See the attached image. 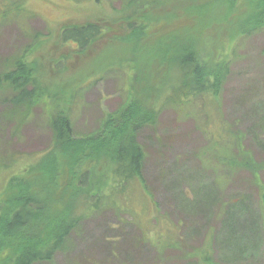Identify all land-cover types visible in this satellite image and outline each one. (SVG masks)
I'll return each instance as SVG.
<instances>
[{
  "label": "rangeland",
  "instance_id": "rangeland-1",
  "mask_svg": "<svg viewBox=\"0 0 264 264\" xmlns=\"http://www.w3.org/2000/svg\"><path fill=\"white\" fill-rule=\"evenodd\" d=\"M0 1L2 12L20 8L32 14L0 21L1 59L17 58L29 47L28 55L52 92L70 91L78 83L93 80L71 113L77 139L101 138L102 143V123L119 120L127 109H154L177 80V49L165 48V41L184 23L179 25L172 11L163 16L155 10L172 0H138L136 13L127 19L129 0H26L25 5L24 0ZM91 22L101 23L105 33L86 52L62 42L65 27ZM130 23L142 28L143 37H148L141 47L134 46V51L124 42L133 32ZM233 31L211 27L202 35V46H211L215 60H232L210 121L199 108L164 106L156 124L143 127L137 134L145 154L143 185L138 183L119 209L108 204L82 217L66 247L51 263L42 264H196L195 250L208 244L212 246L213 264H264V171L259 174L260 184L254 183L245 169L228 176L215 166L205 132L206 124L214 128L213 122H221L233 138L241 139L254 161L264 163V28L236 46ZM36 32L44 40L31 45ZM154 43L162 45L164 51L151 46ZM116 67L120 69L114 70ZM52 106L50 102L48 110L53 111ZM5 110L0 96V129H5L0 132V151L7 148L10 153L29 157L51 147L52 133L42 106L33 110L19 135L14 134L11 124H3ZM105 141L103 150L108 152ZM94 153L88 151L89 158L85 154L83 159H88L85 165L93 170L91 175L99 177L107 170V153L90 158ZM184 196L200 208L185 204ZM65 197L63 191L60 198ZM77 197L60 202L59 208L67 206L72 215H80L82 197ZM234 214L236 236L227 244L225 224ZM250 220L256 232L242 228ZM163 222H168L175 233L176 241L169 249H159L144 237L146 231Z\"/></svg>",
  "mask_w": 264,
  "mask_h": 264
},
{
  "label": "trees",
  "instance_id": "trees-1",
  "mask_svg": "<svg viewBox=\"0 0 264 264\" xmlns=\"http://www.w3.org/2000/svg\"><path fill=\"white\" fill-rule=\"evenodd\" d=\"M137 1L129 0L124 18L136 13ZM164 3L155 10H160L163 16L172 11L179 19L178 24L184 23V27L179 26L165 41V48L177 49L174 65L177 80L164 92L154 109H127L119 120L102 123L99 128L100 132L104 131L102 143H99L101 138L96 141L89 137L77 139L72 127L71 113L78 108L83 93L93 80L78 83L70 91L52 92L49 82L40 77L28 55L29 47L17 58H0V96L6 104L3 124H11L14 134L19 135L33 110L42 106L52 133L51 147L39 155L26 157L20 152L10 153L7 148L0 151V264L51 263L55 254L66 247L70 234L79 228L82 217H88L108 204L119 209L129 192L138 183L143 185L145 154L137 139L140 129L155 125L166 105L202 109L208 121L213 109L217 108L232 60H215V53H210L211 46H202V35L207 28L233 29L235 46L247 35L264 28V0H172ZM28 15L32 14L20 8L0 10V21L20 20ZM129 27L133 32L124 42L130 43L134 51L148 37L144 38L142 28L134 23ZM104 33L101 23L91 22L65 27L61 40L86 52L102 39ZM43 40L42 34L36 32L32 35L31 45ZM151 46L164 51L157 43ZM118 69L120 67L114 68ZM50 102L53 111L48 110ZM206 125L215 166L228 176L239 169L248 170L254 183L260 184L259 174L264 171V163L254 161L240 143L241 139L233 138L221 122H213L214 128L210 127L211 124ZM4 130L1 128L0 132ZM105 140L108 141V152L103 150ZM91 150L95 153L90 158L107 153L108 167L105 173L98 174L99 177L91 175L93 170L85 165L88 159H83ZM63 191H66L64 200L60 198ZM74 196L82 197V211L76 216L67 206L59 208L60 202L72 200ZM261 199L264 211V191ZM183 200L188 206L200 208L188 197L184 196ZM235 215L225 224L227 244H231L236 236L238 222ZM251 222L246 221L242 228L246 226L248 231L256 232L257 227L251 228ZM174 236L168 222L158 223L155 229L144 235L159 249L172 248L176 241ZM213 259L210 244L195 250L196 264H213Z\"/></svg>",
  "mask_w": 264,
  "mask_h": 264
}]
</instances>
